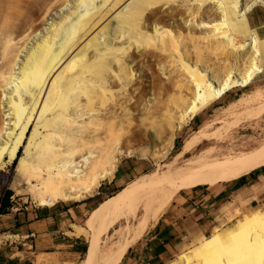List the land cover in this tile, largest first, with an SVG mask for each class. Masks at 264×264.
<instances>
[{"label": "bare ground", "instance_id": "bare-ground-1", "mask_svg": "<svg viewBox=\"0 0 264 264\" xmlns=\"http://www.w3.org/2000/svg\"><path fill=\"white\" fill-rule=\"evenodd\" d=\"M175 1L74 0L63 11L70 0H0V103H4L6 93L4 99L10 115L8 123L2 120L0 126V171L16 160L15 172L25 183L30 184L26 178L28 169L41 173L40 187L33 184L40 206L93 196L101 182L112 178L118 156L125 153L121 145L127 132L145 142L144 152L156 146L159 139L154 118L146 107L139 106V95L147 91L150 81L145 89L139 71L143 67L151 71L157 58L155 55L147 58L140 48L143 43L152 46L171 33L168 25L161 22L169 20L165 12L171 10ZM190 1L180 0L186 4ZM204 1L215 6L218 18L209 25L201 21L200 27L217 26V35L224 46L246 52L248 57L240 68L235 65L223 76L213 73L210 76L195 67L189 71L184 66L194 79L193 90L188 100L187 93L178 95L187 106L178 114L168 140L184 122L229 91L249 88L261 72L258 58L264 54V39L251 35L248 40L237 42L228 18L230 12L234 14L232 21L244 17L254 2L244 7L243 0ZM60 11L62 14L27 52L15 75L20 54L38 36L46 20ZM168 63L166 60L162 66ZM152 71L151 79H156ZM261 91H246L223 111L236 115L239 109H247L260 100ZM256 109L254 115L264 113V102ZM208 125L204 124L183 144L177 154L184 158L183 163L173 161L164 171L146 175L122 188L92 211L85 228L74 226L75 236L84 235L89 246L97 247L93 264H116L124 248L160 217L187 182H231L264 165V140L240 152L206 147L186 159L195 146L212 140L211 133L205 130ZM118 211L125 225H120L101 243L100 235L107 224L117 220ZM133 220L134 226L130 225ZM199 247L200 256L207 257L208 264H264V212L244 216L226 234L217 232ZM91 255L79 264H88ZM179 258L189 262L183 253ZM46 259L38 257L36 262L41 264Z\"/></svg>", "mask_w": 264, "mask_h": 264}, {"label": "rangeland", "instance_id": "rangeland-1", "mask_svg": "<svg viewBox=\"0 0 264 264\" xmlns=\"http://www.w3.org/2000/svg\"><path fill=\"white\" fill-rule=\"evenodd\" d=\"M73 1L74 0H70L67 6L63 8V11L68 9L72 5ZM197 1L198 0H192L186 4L181 3L180 0H176L171 5V10L169 9L171 14H168V10L165 12V14H167V17L170 16L169 20L161 22V24L163 23L166 26L168 25L171 33L173 32V34L170 33L169 35L159 38L158 42L152 46L147 45L146 43H143L141 45L140 49L144 52V56H146L147 58H151V55H155L154 58H157V61L154 62L150 68L151 71L153 69L152 72L154 73V77H156V79H151V71L147 67H143L139 71L142 74L141 76L143 77V86L145 89L148 85V81H150V84H155V87L153 88H150L149 84L147 87V91L145 93L142 92L139 95V106L141 108L146 107L145 110H147L150 116L154 118L153 125L155 127V130L157 131L159 140L156 144L157 147L155 146L154 148H150L149 150L144 149L148 151L144 152V141L139 138H133V136L131 137V134L129 132L123 135V144L121 145V148L122 151L125 149L123 151L125 153L118 156L119 158L116 162V168L114 170L112 178L108 181L101 182V184L105 182H111V184H114V182H116L117 187L110 184L106 192H104L103 194H98L99 188L101 186L100 184L99 187L95 190L93 196L84 198L81 201L66 203L58 201L52 206H40L35 198L37 192L33 187V184L40 187L39 185L43 176L41 175V173H38L33 169H28L26 178L30 180V184H27L23 180V177L15 172L16 163H13V161L11 164L7 165L8 167L5 166L0 171V196L6 190H11L13 192V195H15L14 199L16 201L17 199H19L17 202L20 204V207L28 206L32 208H63L66 205L76 206L86 203L87 209L93 207L97 208L100 207L102 203L105 202L109 197H112V194L115 193V191H120L122 188H125L134 182L137 183V181L141 180L146 175L152 174L154 172L160 173L164 171L168 165L173 163V161L176 163H183L184 158L181 156L177 157V154L181 151L180 149L182 148L185 141L194 137L197 130L206 123L209 125L205 130L207 131V133H211L209 137L212 138V140H205L204 142H202V144L195 146L186 155V159L195 156L199 151H201L202 148L204 149L206 147L212 146L221 148L222 150L232 149V152H240L245 150L246 147H253L258 141L259 143L262 142L264 140V113L258 114V116H256L254 115L256 113L253 114V112H256V108H258L259 104L261 102H264L263 53H261L262 55L258 58V65L261 67V72H259L256 77L253 78L254 80L249 88H234L233 90L229 91L222 99L215 102L212 106L203 110L202 112L194 116L191 120L184 122L179 129L174 131V137H172L171 140H168V138L170 137L169 131L172 128H175L178 114H180V112H182L187 106L186 102H184L185 99L182 100L184 102L183 103L181 101V97L179 96H184V94L186 93V95H188L193 90L192 82L194 81V79L193 77H191L192 75L189 74V71H191L192 68L195 67L194 69H197V71H203L210 76H223V74H226L230 70V68L235 65L240 68L243 64V60L248 57L246 52L243 53L235 50H230L226 45L225 46L229 50L225 48L224 42L222 43L217 35V26L200 27L201 21L202 24L205 25H207V23L208 25L212 24L215 20H217L218 15L216 13L215 6L212 3L204 0H201V3H199L200 0L199 2ZM221 1L224 2L225 0ZM255 1L256 0H243L242 3L244 7H247L249 4L251 5L254 2L250 7L251 9L249 8V11H247L248 16L242 17L244 18V21L241 25L247 27L248 30H246L242 34H235L230 28L233 35L237 38V42L248 40L251 35H255L259 40L264 39V0H260L259 3H255ZM63 11L52 14L44 23L41 31L38 32V36H36L35 39L30 41V43L26 46L24 51L20 54L21 56L19 57V63L16 66L15 75H17V73L19 72V70L17 69L24 61L27 52L34 46L37 40H39L44 35V33L49 29V26L53 23V21L57 19L59 15L62 14ZM191 13L193 17H191ZM178 15L181 17H179ZM188 17H190V23L188 22ZM181 18H184L183 22ZM166 60H169V63L168 66L164 67L162 66V64ZM184 66H187V68L190 70L188 71V69ZM211 73H213V75ZM164 76H166V78ZM7 88H9V86ZM248 89L253 91L258 90V92L262 90V98L250 104L247 109L246 107L239 109L236 112V115L225 114L223 109L227 105H229L230 102L235 101L243 93L249 91ZM5 97L6 93L4 98ZM186 97L188 100L190 96L188 95ZM4 98V103H0V126L2 124V120L3 123H8L10 118L8 108L6 107V100ZM240 107H242V105ZM164 111L165 113L167 112L170 115L168 116V114H165ZM171 114L172 118H170ZM212 134H215V136L213 137ZM165 141H169V143H171L172 145H170L169 143H165ZM129 142L132 144L129 145ZM142 142L144 144H142ZM176 144H178V148L175 147ZM262 167H264V165L259 169H261ZM256 170H253V172ZM247 178V185L244 186L243 189L240 190L237 194V205H235L234 203V208H229L227 210V214L225 213L228 216L229 220L224 223L223 226L217 227L216 231L213 234L218 232L224 235L229 228L240 222L244 218V216L249 215L254 211L264 212V176H259L258 178L252 180L249 175H247ZM231 182H220L214 180H192L182 186V188L177 191L175 196L179 192L190 193L192 191H201L204 194H206L207 192L212 193L214 190H218L221 188H223V190L226 192L227 188L225 189V187L227 183ZM104 199L106 200L103 201ZM100 201L103 202L98 204ZM116 215L117 220L109 225L107 224L106 229L104 230L105 232L100 235V237L102 238L101 243H104L112 234V232L120 225H125L123 217L120 216V211H118V214ZM78 224L81 228H85V223L83 221L79 222ZM134 224L135 220L130 222V225L134 226ZM143 234L140 237L134 239L128 246H126L121 255L123 253L126 254L130 247L135 246V244L143 236ZM87 244L88 246L86 252L84 254H81L80 256H72L70 258V263L67 264H79L80 261H83L90 254H92V257L89 259L88 264H93L92 259L96 257L94 256V253L97 250V247L92 248V245L89 246L88 239ZM108 245H110V243H108ZM182 253L187 255V257L189 258V262H186L182 258L178 259V256ZM180 254L172 259V261H176L177 264H208V258L200 256L199 252L183 251ZM121 255L116 264H141L140 262L131 260L122 261ZM124 256L131 257V254H129L128 252ZM121 261L122 263H120Z\"/></svg>", "mask_w": 264, "mask_h": 264}, {"label": "crops", "instance_id": "crops-1", "mask_svg": "<svg viewBox=\"0 0 264 264\" xmlns=\"http://www.w3.org/2000/svg\"><path fill=\"white\" fill-rule=\"evenodd\" d=\"M233 15L228 14L233 33L242 34L248 30L241 25L244 18L232 21ZM259 176L264 175L259 174L256 178ZM235 183H227L226 192L223 188L206 194L201 191L179 192L135 246L126 252L131 257L123 253L121 260L168 264L183 251L199 252V246L229 220L227 210L234 208V203L237 205V194L246 184L236 187ZM110 184H101L98 194L106 192ZM116 184L111 185L117 187ZM3 195L0 196V205ZM14 198L12 194L11 208L7 213L0 214V264H37V258L42 256L47 259L41 264H67L72 256L86 252V237L75 236L73 227H80L78 223L81 221L85 223L96 207L87 209L86 203L63 208L20 207L19 199Z\"/></svg>", "mask_w": 264, "mask_h": 264}, {"label": "trees", "instance_id": "trees-1", "mask_svg": "<svg viewBox=\"0 0 264 264\" xmlns=\"http://www.w3.org/2000/svg\"><path fill=\"white\" fill-rule=\"evenodd\" d=\"M175 147L178 148V144L175 145ZM20 155V151L18 152V156ZM13 163H16V160L13 162ZM16 165V164H15ZM259 174H263L264 175V167H262L261 169L259 170H256L252 173L249 174V177L254 180L256 179V176L259 175ZM248 183V178L247 176H243L241 177L240 179H238L235 183V186L236 187H240V186H243V185H247ZM117 192H119V190L115 191V193H113L112 195L116 194ZM13 192L11 190H6L4 192V195H3V198H2V201H1V205H0V214H6L8 209L11 208V203H10V196H12ZM110 195V196H112ZM85 251V250H84ZM85 253V252H84ZM83 253V254H84Z\"/></svg>", "mask_w": 264, "mask_h": 264}]
</instances>
